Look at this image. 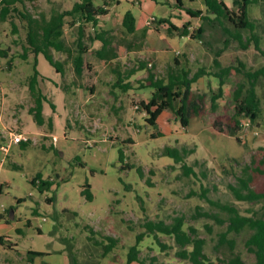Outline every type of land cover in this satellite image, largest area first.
Listing matches in <instances>:
<instances>
[{
  "label": "rangeland",
  "instance_id": "rangeland-1",
  "mask_svg": "<svg viewBox=\"0 0 264 264\" xmlns=\"http://www.w3.org/2000/svg\"><path fill=\"white\" fill-rule=\"evenodd\" d=\"M75 1L21 0L16 6L41 21L42 18L48 20L53 12L70 9ZM223 1L228 5L232 3V0ZM93 2L95 5L109 3L107 15L100 16L96 26L66 16L63 50L50 48L53 58L62 63L63 74L60 76L55 74L54 67L42 53L35 54L29 47L26 20L16 12L0 20V49L6 53L0 55V143L7 140L2 135H7L8 131L22 134L30 141L25 147L13 143L6 152L0 151V235L12 237L11 242L6 239L4 244L12 247L16 243L18 251H10L7 246L0 248V264H28L22 254L29 250L48 253L38 257V262L43 264L69 263V251L75 252L78 264L97 261L98 264H128L127 254L134 245L140 258L156 256L165 264H186L176 256L177 247L172 237L159 233L156 240L152 234L145 233L142 225L147 220L170 223L180 215L185 217V229L194 226L198 235L205 239L204 252L211 260L224 258L229 252L227 244L217 243L227 222L220 223L217 219H226L227 213L200 194L205 191L206 197L213 201L233 204L243 214L264 217V200H237L229 187H237L238 177L243 175L242 169L246 166H250L246 174L253 173L264 156L260 150L264 147V74L260 75L256 87L260 98L258 116L254 121L241 118L243 126L236 134L239 142L235 136L218 132L212 126L218 118L220 126L227 128L228 119L235 112L233 97L237 86L249 85L241 72L233 68L224 77L223 92L215 110L210 106V94L216 92L218 78L206 74L202 81L193 83L197 90L207 92L206 112L200 117H192L187 127H183L170 110L163 111L157 125L151 126L146 122L147 114L139 102L150 98L152 88L140 86L147 71L139 68V64L145 62L149 66L151 63L158 76L166 78L172 68L181 66L191 73L201 66L209 70L215 53L220 50L217 58L222 66L231 65L242 71L260 69L264 65L261 53L264 51V0L249 7V16L256 22L253 32L257 35L259 49L252 43L244 49L231 37L225 45L227 34L216 20L191 18L184 10L176 9L175 0ZM182 2L185 7L201 9L205 13L202 0ZM126 10L134 14L137 24L136 34L130 36L121 26ZM163 19L180 27L189 22L191 31L202 26L204 32L199 39L170 35L167 23L161 22ZM81 25L87 47L99 48L100 42H91L89 36L94 30L104 28L113 36V49L117 54V48L121 52L119 59L106 65L94 53L85 55L93 61L98 72L92 97L89 90L82 87L83 79L73 70L72 57L76 54L78 26ZM38 32L41 33L40 29ZM250 35L251 32H243L244 39ZM130 40L134 46L143 42L139 49L131 47L132 54H128L132 50L124 45ZM24 49L26 58L22 56ZM151 49L163 52L157 62L155 55L158 53ZM178 51L181 53L176 54ZM175 56L178 64L174 62ZM35 59L40 74L37 86L47 98L43 100L42 124H37L29 113V108L35 105L28 86ZM118 76L127 80L128 89L116 85ZM165 146L194 148L195 151L187 154L182 162H174L173 158L163 155ZM120 150L122 159L119 158ZM253 158L256 160L254 165L251 163ZM184 162L192 166L194 173L185 175L181 167ZM259 165L263 174L258 172L250 187L264 191V162ZM138 167L142 174L136 169ZM38 173L42 180L54 183L42 193L30 183ZM87 183L91 200L86 199L84 192ZM196 206H200L202 212L214 214L217 219L197 214ZM42 216L46 217L44 221ZM27 219L42 223L43 232L31 231L25 225ZM17 227L21 228L20 232L14 230ZM140 233L144 235L138 241ZM250 233L245 228L227 234L234 240L235 251L246 264L255 261V255L244 244ZM107 237L117 239V243L102 256L101 244L108 242ZM129 264L141 263L133 261Z\"/></svg>",
  "mask_w": 264,
  "mask_h": 264
},
{
  "label": "trees",
  "instance_id": "trees-1",
  "mask_svg": "<svg viewBox=\"0 0 264 264\" xmlns=\"http://www.w3.org/2000/svg\"><path fill=\"white\" fill-rule=\"evenodd\" d=\"M157 2L158 0H153ZM205 7L204 11L201 9H193L185 7L182 0H175L174 6L176 9H182L185 13L191 17H199L201 19L216 20L221 26L222 31L227 34L225 38V45L229 42V38L236 40L242 48H247L251 43L259 49L257 35L253 32L256 27V22L249 16V7L251 5H257L260 0H232L231 5L226 4L223 0H202ZM16 3H21V0H0V20H5L8 14L16 12L21 19L26 20L27 23V43L31 47L35 54L42 53L47 62L55 68V70L61 75L63 74L62 63L55 60L50 52V48L54 47L57 51L63 50V26L65 24L64 18L71 16L73 19L82 21L83 23H91L96 26L98 18L102 15H106L109 3L104 2L103 5H95L93 0H77L73 3L72 7L68 10H61L51 13L48 20L42 18L41 21L31 18L28 14H25L17 8ZM209 15H212L211 18ZM161 22H166L168 25V33L170 35L188 36L193 39L201 38L204 28L199 26L195 30L190 29V23L186 22L181 27L176 26L168 19H163ZM121 26L124 29V33L128 36L136 34V18L130 10H126L122 17ZM40 29V32H38ZM251 32V35L246 39L243 37V32ZM145 31L142 32L144 38ZM84 29L83 26H78V37L76 40L77 48L76 54L72 57L73 70L76 76L81 77L84 81L82 87L89 90L91 94L95 92V75L96 70L93 64L88 61L85 56L87 52V46L83 42ZM126 37V36H125ZM91 42L98 40L101 45L100 48L94 50L92 53L101 60H111L117 57L116 51L112 47L113 36L109 34V31L105 29H96L89 36ZM137 43V42H135ZM143 42L134 46V42L128 41L124 45L129 50L139 49ZM131 47H134L131 49ZM70 54L69 49H66ZM264 55V51L261 50ZM6 55L5 51L0 49V55ZM220 54V50L215 53L216 57L213 58L212 67L207 70L204 66L199 67L195 72L191 71L184 66L177 69H171L166 78L159 77L156 71V67L152 64L147 66L145 62L139 64V68H145L147 71L146 77L140 82L141 87H150L152 92L150 98L147 101L141 100L139 105L143 111L147 114L146 122L151 126L157 125V119L163 111L170 110L179 119L180 124L183 127L189 125L192 117H200L206 112V98L207 92L204 90H197L193 83L203 75H213L218 78V87L216 92L210 94V106L213 110L217 107V99L222 95L224 77L235 69L241 72L248 80L249 85L244 87L243 84H239L234 92V109L233 116L228 119L227 128L224 129L220 126V120L216 118L213 122V129L218 132H226L228 135L235 136L237 141H241L236 135L237 131L241 128V118L248 117L251 121H254L259 113L260 98L257 94L256 87L260 75L264 74V65L258 70H244L239 67H232L231 65L222 66L217 56ZM23 58H26V49H24ZM36 58V57H35ZM177 63V60L175 62ZM34 65V72L29 78V89L35 98V105L29 108V113L32 114L34 121L37 124L43 123L42 106L43 100H47L42 93L38 85L39 71L36 69V59ZM241 68H244V64L239 62ZM116 85L122 89H128L129 84L123 81L118 76ZM52 109L54 105L50 103ZM151 137H155L151 134ZM22 147H25L30 141L24 140L19 142ZM263 150L264 147H260ZM194 148L187 149L186 147L177 148L175 146H165L163 148V155L173 158L174 162H182L187 154L194 152ZM119 158H123L122 150L119 151ZM256 162L255 158L252 159V164ZM264 156L262 160L257 163V167L253 170V173L246 174L249 169V165L242 169L243 175L238 177V185L234 187L230 185L235 198L237 200L247 201H261L264 200V191H257L250 187V184L254 182L257 177V173L263 174V170L259 164H263ZM132 166V165H131ZM185 175L194 173L192 166L185 162L181 164ZM141 174V169L136 168ZM246 174V175H245ZM30 183L36 186L37 190L42 193L44 190L50 188L54 183L47 179L42 180L41 174L38 173L30 179ZM2 190V184H0V191ZM85 196L86 199H92V193L90 191V185L85 184ZM201 197L206 198L211 204L219 207L227 213L226 219H217L214 214L207 211H200V206H196L197 214L205 217H214L220 223L227 222L226 230L219 234L217 244H227L228 254L224 258H217L211 260L204 252L205 239L198 235V229L189 225L187 229L184 228L185 217L183 215L175 216L170 223L163 220H147L142 224L145 228L146 234H152L157 240V234L161 233L173 238L175 246L177 247L176 256L186 262V264H246L241 255L235 251L234 240L227 237L228 233H238L243 229H249L251 233L248 235L244 244L248 251L253 252L255 255V261L253 264H264V217L256 214H243L239 209L229 203H220L213 201L206 197L205 191L200 194ZM48 200H52L49 198ZM21 201V199H19ZM29 224V221L27 222ZM208 227V226H206ZM93 234V230L90 229ZM144 233H140L137 236V240H141ZM10 242L8 236H0V245L7 246L4 241ZM107 243L102 245V256L107 254L116 245L117 239L107 237ZM162 247H165L160 241H157ZM97 243V242H96ZM190 247V248H189ZM45 253L42 251H27V260L32 263L33 257L43 256ZM70 262L66 264H78V259L75 252L69 251ZM137 261L141 264H165L158 261L156 256H151L148 259L140 258L139 250L134 245L127 254V263ZM148 261V262H147ZM99 261L92 264H98Z\"/></svg>",
  "mask_w": 264,
  "mask_h": 264
},
{
  "label": "crops",
  "instance_id": "crops-1",
  "mask_svg": "<svg viewBox=\"0 0 264 264\" xmlns=\"http://www.w3.org/2000/svg\"><path fill=\"white\" fill-rule=\"evenodd\" d=\"M107 15V14H106ZM123 17V16H122ZM137 25V24H136ZM137 28V27H136ZM102 29H104V28H102ZM107 30V29H106ZM159 38H161L162 36H158ZM169 37V36H168ZM180 38H188V36H179ZM100 45H101V43H100ZM99 48H100V46H99ZM167 48H169L168 46H167ZM166 48V49H167ZM96 49H98L97 47H96ZM96 49H93L92 47H87V52L89 53V54H92V52L94 51V50H96ZM117 51H118V54H117V57L115 58V59H119V57L121 56V52H119V50H118V48H117ZM164 51V50H163ZM129 53L128 54H132V53H134V51L132 50V51H128ZM151 52H153V53H158L157 55H155V54H153V55H155V61L157 62V60L159 59V56H160V54L161 53H163L162 52V50H154V49H151ZM178 53H181V52H177L176 54H178ZM126 54V53H125ZM182 56H184V54H182ZM189 56V55H188ZM115 59H111V60H108L107 62H105L104 60H101L102 61V63H105L104 65H106V63H108V62H110V63H113L112 61H114ZM176 60H177V62H178V57L177 56H175L174 57V62H176ZM88 61H90L92 64H93V61H91V60H89L88 59ZM151 64V63H150ZM93 66H94V64H93ZM55 69V68H54ZM94 69L96 70V75H95V80H94V82H95V84H96V80H97V77H98V72H97V68L94 66ZM48 72H50V73H52L51 72V70L49 69L48 70ZM55 74L57 75L58 74V76H60L61 75V73H59V72H57L56 70H55ZM203 76H206V75H203ZM203 76H201V77H199L198 79H197V81H202V77ZM212 77H213V75H212ZM61 78V77H60ZM81 78V77H80ZM127 81V80H126ZM196 82V81H195ZM57 84V81L54 83V85H56ZM151 92H152V90H150V94H151ZM92 95L93 94H91L90 96L92 97ZM2 119V115H0V120ZM43 135V133H40V136H42ZM38 214V213H37ZM37 214H35V215H37ZM45 218L46 217H44V216H42L41 217V219L44 221L45 220ZM29 221V224H27V222ZM25 225H27L30 229H31V231H35L36 233H42L43 232V229H44V227H43V224L42 223H37V222H35L34 220H31V219H27V221H26V224ZM14 230L15 231H17V232H20L21 231V228H19V227H17V228H14ZM1 236V235H0ZM9 237V236H8ZM10 239V242H11V238L12 237H9ZM15 246H16V243H13V246L12 247H10V248H8V250H10V251H17L16 250V248H15ZM3 246L2 245H0V248H2ZM36 251H41V250H36ZM18 252V251H17ZM20 254H22V253H20ZM45 255H48V253H45ZM45 255H43V256H45ZM22 256H23V259H27V254H25V255H23L22 254ZM38 257H42V256H36V257H33V262L32 263H30L28 260V264H35L36 262V264H43L42 263V261H40V263L38 262Z\"/></svg>",
  "mask_w": 264,
  "mask_h": 264
},
{
  "label": "built area",
  "instance_id": "built-area-1",
  "mask_svg": "<svg viewBox=\"0 0 264 264\" xmlns=\"http://www.w3.org/2000/svg\"><path fill=\"white\" fill-rule=\"evenodd\" d=\"M150 66V63H148ZM245 125H248L247 122L244 123ZM243 126V123L241 124ZM2 137L6 138L7 140L2 141L0 143V151L6 152L8 150V146L13 143H19L20 141L27 140L25 136L22 134H14L11 131L7 132V135H2Z\"/></svg>",
  "mask_w": 264,
  "mask_h": 264
}]
</instances>
